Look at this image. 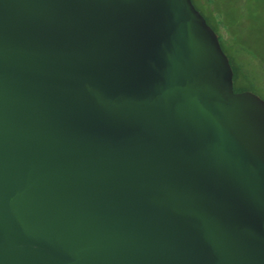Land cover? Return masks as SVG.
<instances>
[{"label": "water", "instance_id": "obj_1", "mask_svg": "<svg viewBox=\"0 0 264 264\" xmlns=\"http://www.w3.org/2000/svg\"><path fill=\"white\" fill-rule=\"evenodd\" d=\"M192 0H0V264H264V100Z\"/></svg>", "mask_w": 264, "mask_h": 264}, {"label": "rangeland", "instance_id": "obj_2", "mask_svg": "<svg viewBox=\"0 0 264 264\" xmlns=\"http://www.w3.org/2000/svg\"><path fill=\"white\" fill-rule=\"evenodd\" d=\"M234 67V93L264 100V0H192Z\"/></svg>", "mask_w": 264, "mask_h": 264}, {"label": "trees", "instance_id": "obj_3", "mask_svg": "<svg viewBox=\"0 0 264 264\" xmlns=\"http://www.w3.org/2000/svg\"><path fill=\"white\" fill-rule=\"evenodd\" d=\"M214 28V27H213ZM215 29V28H214ZM231 62V61H230ZM233 69H234V67H233ZM235 76V73H234V75H233V77Z\"/></svg>", "mask_w": 264, "mask_h": 264}, {"label": "flooded vegetation", "instance_id": "obj_4", "mask_svg": "<svg viewBox=\"0 0 264 264\" xmlns=\"http://www.w3.org/2000/svg\"><path fill=\"white\" fill-rule=\"evenodd\" d=\"M214 29V28H213ZM216 32V31H215ZM217 34V33H216ZM219 37V36H218ZM219 40H220V38H219Z\"/></svg>", "mask_w": 264, "mask_h": 264}]
</instances>
